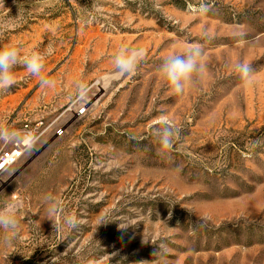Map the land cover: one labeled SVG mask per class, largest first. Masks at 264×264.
<instances>
[{"label": "rangeland", "instance_id": "rangeland-1", "mask_svg": "<svg viewBox=\"0 0 264 264\" xmlns=\"http://www.w3.org/2000/svg\"><path fill=\"white\" fill-rule=\"evenodd\" d=\"M10 42L51 48L42 74L56 84L20 63L0 91V126L15 133L0 151L24 125L37 132L0 173V207L22 205L11 244L0 230V264H264V0H0V48ZM121 43L145 55L114 80ZM173 44L203 52L179 97L160 72ZM161 117L179 129L165 154ZM48 195L75 228L53 227Z\"/></svg>", "mask_w": 264, "mask_h": 264}, {"label": "clouds", "instance_id": "clouds-1", "mask_svg": "<svg viewBox=\"0 0 264 264\" xmlns=\"http://www.w3.org/2000/svg\"><path fill=\"white\" fill-rule=\"evenodd\" d=\"M240 35L242 36V34ZM51 53L52 49L49 48L44 51L33 50L22 54L19 42H10L0 48V91H7L16 83L13 69L20 63L24 64L30 75L39 78L42 88H54L56 81L42 74L45 68V60ZM144 55L142 48H134L121 43L113 56L114 71L110 74L111 78L116 80L125 75L134 74L144 59ZM202 60L201 45H191L187 48L178 44L171 46L160 67V72L171 95L183 96L185 91L192 85L194 78L202 73ZM235 71L239 74L244 89L254 86L256 83L255 73L249 63L236 64ZM88 91L89 89L85 83L77 81L76 93L80 99H84ZM160 125L161 127L155 134V140L159 144L160 153L165 154L173 148V142L179 133V129L167 117L160 118ZM14 135V132L0 126V139H11ZM34 139L33 136L32 140ZM45 199L49 202V215L58 217L60 221L53 223V227L67 226L68 228H75L80 223L74 214L65 212L63 201L59 197L48 195ZM21 207V203L15 196H12L0 207V230L3 231V241L6 244H11L12 240L19 234L18 213ZM105 259L106 257L91 259L88 260L87 264H104Z\"/></svg>", "mask_w": 264, "mask_h": 264}, {"label": "built area", "instance_id": "built-area-1", "mask_svg": "<svg viewBox=\"0 0 264 264\" xmlns=\"http://www.w3.org/2000/svg\"><path fill=\"white\" fill-rule=\"evenodd\" d=\"M19 137L13 141H6L0 151V173L10 166L16 164L32 146L36 138V129L26 124L18 132ZM31 134V135H29Z\"/></svg>", "mask_w": 264, "mask_h": 264}]
</instances>
